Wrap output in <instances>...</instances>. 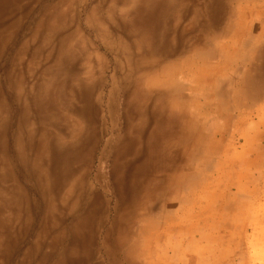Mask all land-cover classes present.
<instances>
[{"label": "rangeland", "instance_id": "obj_1", "mask_svg": "<svg viewBox=\"0 0 264 264\" xmlns=\"http://www.w3.org/2000/svg\"><path fill=\"white\" fill-rule=\"evenodd\" d=\"M263 102L264 0H0V264L264 259Z\"/></svg>", "mask_w": 264, "mask_h": 264}, {"label": "crops", "instance_id": "obj_2", "mask_svg": "<svg viewBox=\"0 0 264 264\" xmlns=\"http://www.w3.org/2000/svg\"><path fill=\"white\" fill-rule=\"evenodd\" d=\"M260 103V102H259ZM264 105V102L261 103ZM264 121V113L262 116H259V120L257 123H262ZM264 148V146H263ZM260 208V207H259ZM257 210L255 212V216L253 218V225L254 227H245L241 229V235H247L248 233L251 235V244L248 247H251L254 251L264 250V213L261 210ZM244 248V244L240 243L236 246L228 244L226 247V255H230L231 252H237ZM233 260V259H232ZM230 260L226 261V264L229 263ZM249 264H264V259H258L257 261H251Z\"/></svg>", "mask_w": 264, "mask_h": 264}]
</instances>
